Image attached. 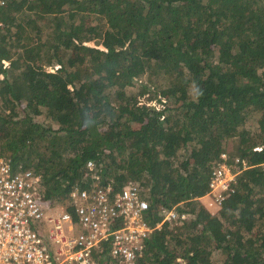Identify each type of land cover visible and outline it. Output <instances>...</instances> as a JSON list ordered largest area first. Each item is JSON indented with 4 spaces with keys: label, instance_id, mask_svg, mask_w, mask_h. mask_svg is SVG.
Masks as SVG:
<instances>
[{
    "label": "trees",
    "instance_id": "1",
    "mask_svg": "<svg viewBox=\"0 0 264 264\" xmlns=\"http://www.w3.org/2000/svg\"><path fill=\"white\" fill-rule=\"evenodd\" d=\"M0 20V156L44 197L133 181L154 227L135 264H264V0H10Z\"/></svg>",
    "mask_w": 264,
    "mask_h": 264
},
{
    "label": "built area",
    "instance_id": "2",
    "mask_svg": "<svg viewBox=\"0 0 264 264\" xmlns=\"http://www.w3.org/2000/svg\"><path fill=\"white\" fill-rule=\"evenodd\" d=\"M9 1L0 0V7ZM233 179L229 164L218 163L203 203L221 204ZM149 207L139 184L117 187L114 180L101 179L76 185L64 203L56 202L41 194L40 176L31 166H15L0 156V264H135L154 229ZM163 212V220L178 215L175 209Z\"/></svg>",
    "mask_w": 264,
    "mask_h": 264
},
{
    "label": "rangeland",
    "instance_id": "3",
    "mask_svg": "<svg viewBox=\"0 0 264 264\" xmlns=\"http://www.w3.org/2000/svg\"><path fill=\"white\" fill-rule=\"evenodd\" d=\"M47 24H49V23H47ZM88 43H91L92 45H95V46L100 45V44H97L94 41H89ZM101 46H103V45H101ZM145 82H148V81L145 80ZM152 90L154 92L157 91V89H155L154 87H152ZM148 95H149V93H145V94L141 95L140 96L141 101H148V103H150V104H153V105L155 104L156 106H161V103L157 100V98H153V99H149L148 100ZM159 96L160 95L157 94L156 97H159ZM41 119L44 120V121H46L45 120L46 119V116L43 114V116L41 117ZM237 143L238 142H237L236 138H234V139L231 140V142L228 144L229 145L228 146V149H229L230 152H235L236 151V148H237V145H238Z\"/></svg>",
    "mask_w": 264,
    "mask_h": 264
}]
</instances>
